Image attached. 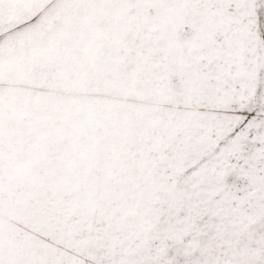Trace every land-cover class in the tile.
<instances>
[{"label":"snow or ice","instance_id":"snow-or-ice-1","mask_svg":"<svg viewBox=\"0 0 264 264\" xmlns=\"http://www.w3.org/2000/svg\"><path fill=\"white\" fill-rule=\"evenodd\" d=\"M0 264H264V0H0Z\"/></svg>","mask_w":264,"mask_h":264}]
</instances>
